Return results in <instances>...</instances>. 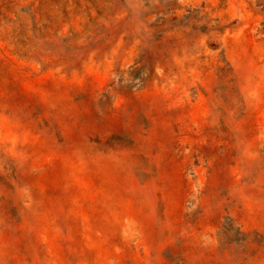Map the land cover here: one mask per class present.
Returning a JSON list of instances; mask_svg holds the SVG:
<instances>
[{
    "label": "rangeland",
    "instance_id": "obj_1",
    "mask_svg": "<svg viewBox=\"0 0 264 264\" xmlns=\"http://www.w3.org/2000/svg\"><path fill=\"white\" fill-rule=\"evenodd\" d=\"M0 264H264V0H0Z\"/></svg>",
    "mask_w": 264,
    "mask_h": 264
}]
</instances>
